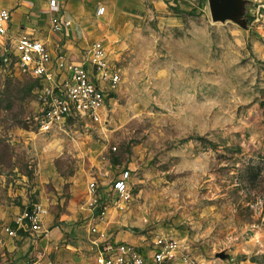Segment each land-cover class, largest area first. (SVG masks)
I'll return each instance as SVG.
<instances>
[{
    "label": "rangeland",
    "instance_id": "rangeland-1",
    "mask_svg": "<svg viewBox=\"0 0 264 264\" xmlns=\"http://www.w3.org/2000/svg\"><path fill=\"white\" fill-rule=\"evenodd\" d=\"M64 14L121 80L102 122L43 132L39 80L0 64V260L96 264L95 241L160 236L177 243L167 264H264V0L224 20L209 0H67ZM124 170L125 197L111 188ZM33 209L45 234L10 239Z\"/></svg>",
    "mask_w": 264,
    "mask_h": 264
},
{
    "label": "built area",
    "instance_id": "built-area-1",
    "mask_svg": "<svg viewBox=\"0 0 264 264\" xmlns=\"http://www.w3.org/2000/svg\"><path fill=\"white\" fill-rule=\"evenodd\" d=\"M66 0H49L52 31L64 38L70 36L74 21L64 14ZM105 8L99 9L104 13ZM13 12L0 0V64L21 74L39 80L40 109L37 122L40 130L50 132L63 127L67 121L81 119L100 123L107 115L121 75L110 58L103 40H96L76 54H68L64 44L55 49L41 39L20 32H12ZM74 56V57H72ZM130 171L124 170L112 181L111 188L123 197L129 192ZM96 183L90 184L91 194L97 191ZM7 226L10 239L27 238V234L41 238L45 234L37 209L25 211ZM96 232L97 229H91ZM2 240L0 239V243ZM97 245L96 264H167L176 255L177 243L164 237H157L154 248L122 240L104 238L95 241ZM0 264H40L30 257L0 260Z\"/></svg>",
    "mask_w": 264,
    "mask_h": 264
},
{
    "label": "crops",
    "instance_id": "crops-1",
    "mask_svg": "<svg viewBox=\"0 0 264 264\" xmlns=\"http://www.w3.org/2000/svg\"><path fill=\"white\" fill-rule=\"evenodd\" d=\"M3 1L13 12V33L20 32L32 35L35 38L46 41L52 49H55L58 43L64 44V50H66L68 54H76L79 49L85 47L80 42L82 28H80L81 26L75 20L69 37L64 38L52 31L51 18L54 13L49 9V0ZM66 3L67 0L64 4V8ZM43 27H46V30H44ZM19 252H22V250H19Z\"/></svg>",
    "mask_w": 264,
    "mask_h": 264
},
{
    "label": "water",
    "instance_id": "water-1",
    "mask_svg": "<svg viewBox=\"0 0 264 264\" xmlns=\"http://www.w3.org/2000/svg\"><path fill=\"white\" fill-rule=\"evenodd\" d=\"M214 20H224L239 11V0H209Z\"/></svg>",
    "mask_w": 264,
    "mask_h": 264
}]
</instances>
